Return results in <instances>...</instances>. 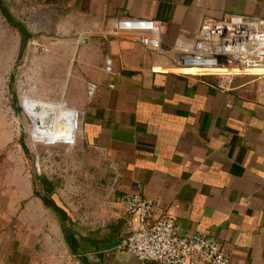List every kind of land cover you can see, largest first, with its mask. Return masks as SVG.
Here are the masks:
<instances>
[{"label":"crops","instance_id":"0c3cea01","mask_svg":"<svg viewBox=\"0 0 264 264\" xmlns=\"http://www.w3.org/2000/svg\"><path fill=\"white\" fill-rule=\"evenodd\" d=\"M60 2L73 48L66 98L83 145L110 175L82 210L42 182L53 205L32 185L35 199L24 209L23 198L8 205L0 189V264H158L124 250L130 217L121 201L129 193L152 200V218L171 214L178 234L215 237L228 264H264L262 81L237 75L217 89L214 76L177 70L173 54L105 34L118 19H155L165 24V48L185 47L204 18L264 17V0Z\"/></svg>","mask_w":264,"mask_h":264},{"label":"rangeland","instance_id":"374dc122","mask_svg":"<svg viewBox=\"0 0 264 264\" xmlns=\"http://www.w3.org/2000/svg\"><path fill=\"white\" fill-rule=\"evenodd\" d=\"M60 1L2 0L31 33L20 56V34L0 12V189L8 205L23 198V209L35 199L31 185L42 182L82 210L110 175L83 145L66 98L73 48Z\"/></svg>","mask_w":264,"mask_h":264},{"label":"built area","instance_id":"2783aa9c","mask_svg":"<svg viewBox=\"0 0 264 264\" xmlns=\"http://www.w3.org/2000/svg\"><path fill=\"white\" fill-rule=\"evenodd\" d=\"M165 24L155 19H118L107 35H131L144 46L158 53L173 54L175 68H195V76H214L216 88L231 87L237 75H252L261 80L264 102V17L225 13L220 17H206L201 22L192 43L185 47L165 48L162 36ZM106 69L109 71L110 66ZM95 84H87V95L94 92ZM122 205L130 217L124 250L141 261L158 264H228V254L220 241L203 233L180 235L174 218L165 214L152 218L153 202L139 193L123 196Z\"/></svg>","mask_w":264,"mask_h":264},{"label":"trees","instance_id":"16d2710c","mask_svg":"<svg viewBox=\"0 0 264 264\" xmlns=\"http://www.w3.org/2000/svg\"><path fill=\"white\" fill-rule=\"evenodd\" d=\"M0 12L2 14V16L6 19V21L9 23L10 26L16 28L20 34V45H19V55L21 56L23 53V50L26 47L27 41L28 39L31 37V33L28 31V29L25 27L24 24H22L21 22H19L18 20H16L9 12V10L6 8V6H4L2 0H0ZM43 187H40L37 190H34L35 194H38L42 199L43 202L46 204H52L53 202L52 200L46 195V191H42ZM41 190V191H40ZM44 193V194H43ZM50 200V201H48ZM57 211L62 212V210L58 207L55 208Z\"/></svg>","mask_w":264,"mask_h":264},{"label":"bare ground","instance_id":"6f19581e","mask_svg":"<svg viewBox=\"0 0 264 264\" xmlns=\"http://www.w3.org/2000/svg\"><path fill=\"white\" fill-rule=\"evenodd\" d=\"M193 69H195V68H193ZM195 70H197V69H195Z\"/></svg>","mask_w":264,"mask_h":264}]
</instances>
